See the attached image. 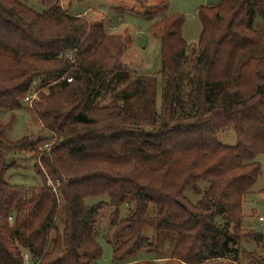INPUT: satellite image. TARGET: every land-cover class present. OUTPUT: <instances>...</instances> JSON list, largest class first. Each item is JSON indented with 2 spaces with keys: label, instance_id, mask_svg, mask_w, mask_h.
Here are the masks:
<instances>
[{
  "label": "trees",
  "instance_id": "trees-1",
  "mask_svg": "<svg viewBox=\"0 0 264 264\" xmlns=\"http://www.w3.org/2000/svg\"><path fill=\"white\" fill-rule=\"evenodd\" d=\"M42 4L38 12L0 0V109L22 108L37 83L30 109L48 132L11 140L9 124H0V264H26L25 254L32 264H101L97 218L105 206L115 208L113 264L168 244L165 264L234 263L243 238L263 243L264 232H241L264 153V34L256 21L264 0L201 6L196 45L182 35L181 14L150 26L161 41L160 107L158 78L125 65L124 36L57 0ZM229 128L235 145L218 140ZM14 153L38 160L40 186L6 182ZM190 190L202 195L195 203ZM100 196L109 202L87 204ZM125 202L135 208L120 217ZM151 204L152 238L144 231Z\"/></svg>",
  "mask_w": 264,
  "mask_h": 264
},
{
  "label": "rangeland",
  "instance_id": "rangeland-1",
  "mask_svg": "<svg viewBox=\"0 0 264 264\" xmlns=\"http://www.w3.org/2000/svg\"><path fill=\"white\" fill-rule=\"evenodd\" d=\"M20 1L38 12L44 10L42 0ZM162 1L164 0H148L149 7L146 8L136 0H57V3L71 14L86 13L83 16L90 22L103 24L111 34L124 36L126 49L123 61L131 74H146L158 78V107L161 106L163 92L160 77L161 41L149 32L150 26L159 22L165 15L181 14L185 18L182 35L188 44L196 45L202 30L198 15L199 8L201 6L217 5L222 0H167L168 8L158 6ZM258 10L261 11L259 8ZM260 11H257L256 21L259 25L258 29L264 34V13ZM261 50L263 53L264 47ZM259 51L257 50L254 53L257 54ZM36 86H38L37 83L34 84L32 89L33 96L29 94L31 101L24 99L22 108L16 110L0 109V124H9L7 125L6 136L11 140H18L24 136H45L48 133L35 113L30 109V103L38 99V88ZM32 97L34 98L33 100ZM217 136L219 142L224 145H235L237 143L236 133L233 128L220 132ZM255 160L260 162L262 173L244 201V222L241 232L244 236L252 232H264V223L259 219V217H264V153L259 154ZM37 161L30 153L9 155L10 168L5 175L6 182L18 186H40L43 180L35 168ZM206 185L203 182L200 187L204 189L207 187ZM186 195L193 203L202 197L201 194L192 190L188 191ZM99 202H109V197L100 196L87 200L88 205H95ZM134 208L135 202L123 203L119 207L120 217L129 216ZM114 209V207L105 206L97 218L98 240L103 248L101 264H113L112 243L117 240L113 235L114 227L111 224V214ZM155 211V206L151 204L149 215L152 219L145 224L144 229L145 233L151 238L156 235ZM172 247L173 244H168L162 253L157 250L142 249L127 260H150L156 262L160 260V257L167 255ZM263 257L264 242L257 244L251 237H245L240 246V255L237 262L213 259L207 260L203 264H262ZM28 263L32 264L30 257ZM162 264H165V261Z\"/></svg>",
  "mask_w": 264,
  "mask_h": 264
},
{
  "label": "built area",
  "instance_id": "built-area-1",
  "mask_svg": "<svg viewBox=\"0 0 264 264\" xmlns=\"http://www.w3.org/2000/svg\"><path fill=\"white\" fill-rule=\"evenodd\" d=\"M32 94V92L30 93V95ZM29 94L25 97V100L26 101H31V97H29L30 96ZM32 96H33V94H32ZM34 98L32 97V100H33ZM259 219H260V221H262L263 223H264V217H259ZM24 258H25V262H26V264H29L28 263V259H29V256L27 255V254H25L24 255Z\"/></svg>",
  "mask_w": 264,
  "mask_h": 264
},
{
  "label": "crops",
  "instance_id": "crops-1",
  "mask_svg": "<svg viewBox=\"0 0 264 264\" xmlns=\"http://www.w3.org/2000/svg\"><path fill=\"white\" fill-rule=\"evenodd\" d=\"M83 14L85 15L86 13H82V14L78 13V15H83ZM137 261H139V260H135V261H133V262H131V263H129V264H132V263L137 262ZM162 262H164V261H163V260H157V261H156L157 264H162ZM202 264H203V263H202Z\"/></svg>",
  "mask_w": 264,
  "mask_h": 264
}]
</instances>
